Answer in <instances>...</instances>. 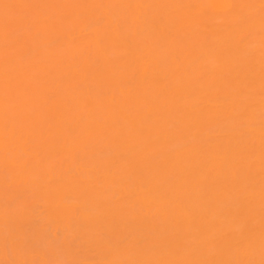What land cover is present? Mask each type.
<instances>
[{"label":"bare ground","instance_id":"bare-ground-1","mask_svg":"<svg viewBox=\"0 0 264 264\" xmlns=\"http://www.w3.org/2000/svg\"><path fill=\"white\" fill-rule=\"evenodd\" d=\"M0 264H264V0H0Z\"/></svg>","mask_w":264,"mask_h":264}]
</instances>
